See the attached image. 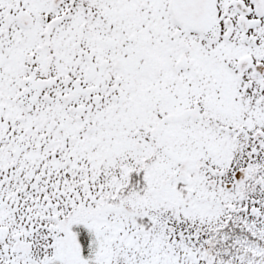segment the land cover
<instances>
[{
    "label": "snow or ice",
    "instance_id": "snow-or-ice-1",
    "mask_svg": "<svg viewBox=\"0 0 264 264\" xmlns=\"http://www.w3.org/2000/svg\"><path fill=\"white\" fill-rule=\"evenodd\" d=\"M0 264H264V0H0Z\"/></svg>",
    "mask_w": 264,
    "mask_h": 264
}]
</instances>
